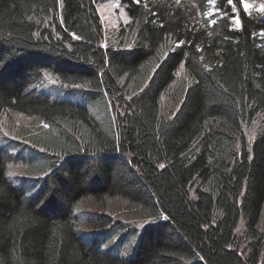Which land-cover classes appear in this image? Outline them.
Instances as JSON below:
<instances>
[{"label": "trees", "instance_id": "trees-1", "mask_svg": "<svg viewBox=\"0 0 264 264\" xmlns=\"http://www.w3.org/2000/svg\"><path fill=\"white\" fill-rule=\"evenodd\" d=\"M103 1L0 0V264H264V0Z\"/></svg>", "mask_w": 264, "mask_h": 264}, {"label": "rangeland", "instance_id": "rangeland-1", "mask_svg": "<svg viewBox=\"0 0 264 264\" xmlns=\"http://www.w3.org/2000/svg\"><path fill=\"white\" fill-rule=\"evenodd\" d=\"M246 2L250 4V2L248 1ZM97 12H98V15L101 21V25L106 31L112 27L113 28L116 27L120 22L128 20V15L126 13V10L124 6L119 3V0H106L103 2H99L97 4ZM42 82L37 85L40 91L46 94H49L52 97L69 99L74 102L83 104L89 109V111L97 119H102L106 116V113L108 111V105L106 103V98L103 94L96 96V97H91L87 89L81 86L69 87L65 84H60V82L57 80H52L53 84L42 83ZM2 120L5 122V126L7 127V129H5L6 131H10V129H13L14 131H18L19 128L27 129L30 127H36L35 125L38 124V122L33 117L26 116L23 114H16V113H7L6 115H4ZM3 121L0 122V124H2ZM0 127L2 126L0 125ZM10 127H13V128H10ZM26 165H27V162L22 163V166H23L22 174L23 175L26 174V172L24 171ZM21 179L23 178L19 177L17 180L19 181ZM37 182H40V179L37 180ZM121 205L122 207H125V203L121 202ZM125 210L126 208H123V210L121 211H125ZM122 220L129 221L128 218H123ZM129 223H132V222H129ZM127 228L128 226H120V225L116 226L115 235H117V237H113L115 240L112 243H114L113 245L115 247V250L119 253H123L126 250H128L127 246L125 245L126 241L123 242V246L120 247L118 245L119 238H121L123 234L127 233L126 239H128L130 235L133 234L132 232L128 231ZM115 250L114 252H116Z\"/></svg>", "mask_w": 264, "mask_h": 264}, {"label": "snow or ice", "instance_id": "snow-or-ice-1", "mask_svg": "<svg viewBox=\"0 0 264 264\" xmlns=\"http://www.w3.org/2000/svg\"><path fill=\"white\" fill-rule=\"evenodd\" d=\"M58 2H59V0H58ZM134 2H135L136 4H139V3H140V0H134ZM179 2H180V0H176V3H177V4H178ZM228 4H229V5H232V0H228ZM243 7H244L245 10H248V9L251 7V5H250L249 3H247L246 0H244V2H243ZM259 10H260V11H264V4H261V5H260ZM212 23L214 24V23H215V20H213ZM35 35L39 36L40 33H36ZM73 38H74V39H79L80 37H78V36H76L75 34H73ZM129 47H130V46H129ZM205 67H207V66H205ZM44 127L47 128V127H49V125H48V124H44ZM159 167H160V168H164L165 165L160 164ZM165 219H166V217H165ZM237 231H239V229H237Z\"/></svg>", "mask_w": 264, "mask_h": 264}, {"label": "bare ground", "instance_id": "bare-ground-1", "mask_svg": "<svg viewBox=\"0 0 264 264\" xmlns=\"http://www.w3.org/2000/svg\"><path fill=\"white\" fill-rule=\"evenodd\" d=\"M83 84V83H82ZM82 87V86H81ZM87 89V88H86Z\"/></svg>", "mask_w": 264, "mask_h": 264}]
</instances>
